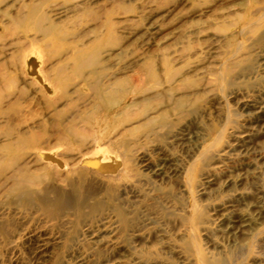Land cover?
<instances>
[{"label": "rangeland", "instance_id": "1", "mask_svg": "<svg viewBox=\"0 0 264 264\" xmlns=\"http://www.w3.org/2000/svg\"><path fill=\"white\" fill-rule=\"evenodd\" d=\"M0 264H264V0H0Z\"/></svg>", "mask_w": 264, "mask_h": 264}, {"label": "bare ground", "instance_id": "2", "mask_svg": "<svg viewBox=\"0 0 264 264\" xmlns=\"http://www.w3.org/2000/svg\"><path fill=\"white\" fill-rule=\"evenodd\" d=\"M21 19L19 20V22L21 21ZM24 21L30 22L39 33H42L44 35L47 34L50 31H53L56 28L55 25H51L50 27L45 25L46 18L40 12V9H38V8L30 9L28 17ZM11 28H12V26H11ZM13 29H14V27H13ZM80 61H81L80 68L81 69H88L90 71L97 70L98 67L101 65V62L99 61V59H97V57L95 55H90V54L82 55L80 57ZM146 75H147L148 79H152L153 67L148 66ZM63 85H65V88H63V90H61L62 91V96L59 99L67 97L68 94H69V90H67L69 85L67 86V83L66 84L64 83ZM101 86H102V84L98 83L97 87L93 88L94 91L97 93L98 97L100 99H104L106 106L115 105L116 104V92L114 91V89L113 90H109V87H107L106 89L105 88L100 89ZM77 133L78 132L73 127H68L67 128V134H70L73 137H77L78 136ZM20 159L21 158H18L17 161H19ZM15 173L17 174V176H15V177L18 180L17 183H16L17 190L18 191L24 190L23 195L26 198H28V199H29V197H33L34 194H35L34 191H33V186L35 185V182H36L35 180L38 179V178L31 179L30 178L31 175H29V170L27 169V167L26 166L25 167H21L18 164H17ZM43 203H46V202H43ZM46 204H48V203H46ZM50 213H53V212H50Z\"/></svg>", "mask_w": 264, "mask_h": 264}]
</instances>
